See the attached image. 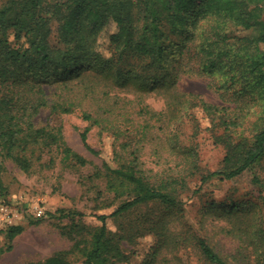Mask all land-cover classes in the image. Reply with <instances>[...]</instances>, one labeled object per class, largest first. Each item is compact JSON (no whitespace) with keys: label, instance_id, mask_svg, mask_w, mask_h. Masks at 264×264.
Wrapping results in <instances>:
<instances>
[{"label":"trees","instance_id":"16d2710c","mask_svg":"<svg viewBox=\"0 0 264 264\" xmlns=\"http://www.w3.org/2000/svg\"><path fill=\"white\" fill-rule=\"evenodd\" d=\"M54 24L60 48L50 40ZM110 24L117 29L105 57L99 45ZM184 78L209 80L221 104L182 91ZM152 98L162 101L161 110ZM195 110L213 133L224 131L216 138L225 166L206 175L198 145L186 144L198 135ZM45 111H79L89 124L80 138L93 154L90 129L112 139L111 163L103 162L91 179L103 181L119 203L108 215H94L97 227L82 224V212L60 210L59 218L73 220L65 229L71 247L30 264H133L137 252L125 243L145 236L154 244L141 264H264V197L215 215L227 218V226L215 224L212 232L209 223L203 237L183 222L182 200L195 176L202 184L233 181L264 158V0L0 1L1 157L25 174L45 166L46 154L88 166L68 146L63 126L38 121ZM252 117L246 137L243 127ZM186 119L192 134L182 132ZM55 163L51 157L47 167ZM253 183L264 188L258 177ZM6 194L0 179V195ZM153 206L159 211L130 220ZM214 209L208 203L205 215L215 218ZM22 231L5 230L11 239Z\"/></svg>","mask_w":264,"mask_h":264},{"label":"rangeland","instance_id":"374dc122","mask_svg":"<svg viewBox=\"0 0 264 264\" xmlns=\"http://www.w3.org/2000/svg\"><path fill=\"white\" fill-rule=\"evenodd\" d=\"M116 29L114 24H110L100 39L99 52L105 57H109L110 37L116 32ZM50 40L54 47H62L56 24L53 25ZM180 88L186 93L197 95L213 104H221L219 95L215 90L209 88L207 79L184 78L180 83ZM150 102L157 110H161L163 107V103L159 99L152 98ZM194 116L200 122V127L197 129L198 135L187 140L186 144L193 143L199 147L200 174L206 175L223 169L226 151L216 138L220 133H224L223 127L214 130V137L205 114L200 110H195ZM255 120L256 118L252 117L249 120L250 123L247 122L244 125L246 137L250 135L252 128L250 126ZM38 121L44 124L49 123L55 127L63 126L68 146L85 157L89 161V165L86 167L74 166L72 163L64 161L63 155L60 153L46 154L42 160L46 167H37L33 173L25 174L11 161L4 160L0 154V179L7 191L6 199L15 202L23 214L17 224L22 227L23 231L15 238L11 239L5 231H0V264H30L43 261L57 252L68 250L72 243L65 235V229L73 223V220L72 218H59L60 210L82 212L85 214L82 224L88 227H97L100 224L94 215H108L119 203L106 192L103 181L91 179L96 168L100 167L103 162L111 163L112 139L106 134L101 136L97 128L90 129L88 142L98 154L91 153L80 138V133L88 128L89 124L82 119L79 111L65 116L51 115L49 111H45L38 117ZM181 129L187 135L194 131L187 119ZM51 157L55 158L56 163L54 166L47 167ZM200 174L191 179L190 190L182 196V200L184 203L183 222L202 237L207 233L206 228L209 223L213 225L210 228L212 232L217 231L215 224L227 226L226 223L229 222L227 218L221 219L216 216L231 211L233 204L242 207L249 201L259 204L263 202L264 188L255 185L253 178L258 177L264 180V158L252 171L245 172L233 181H221L216 178L202 184ZM210 202L215 204L213 215L216 219L205 215ZM37 203L46 211L44 218L34 219L26 214V207ZM152 210L158 212L159 207H144L130 220L144 218L143 215ZM259 210L263 212L264 216V205ZM75 219L78 221V218ZM108 226L111 230H116V224L112 220H109ZM221 240L230 248V241L226 237H221ZM153 244L154 239L151 236L138 239L134 245L126 242L127 249L137 252L133 258V264H141Z\"/></svg>","mask_w":264,"mask_h":264},{"label":"built area","instance_id":"2783aa9c","mask_svg":"<svg viewBox=\"0 0 264 264\" xmlns=\"http://www.w3.org/2000/svg\"><path fill=\"white\" fill-rule=\"evenodd\" d=\"M26 214L34 219H41L45 217L46 211L37 203L26 207ZM22 216L23 214L15 202L8 201L0 195V231L17 226Z\"/></svg>","mask_w":264,"mask_h":264}]
</instances>
